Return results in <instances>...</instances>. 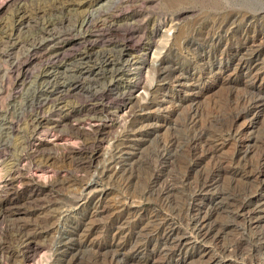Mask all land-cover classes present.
Masks as SVG:
<instances>
[{
    "label": "rangeland",
    "instance_id": "374dc122",
    "mask_svg": "<svg viewBox=\"0 0 264 264\" xmlns=\"http://www.w3.org/2000/svg\"><path fill=\"white\" fill-rule=\"evenodd\" d=\"M263 162L264 0H0V264H264Z\"/></svg>",
    "mask_w": 264,
    "mask_h": 264
},
{
    "label": "bare ground",
    "instance_id": "6f19581e",
    "mask_svg": "<svg viewBox=\"0 0 264 264\" xmlns=\"http://www.w3.org/2000/svg\"><path fill=\"white\" fill-rule=\"evenodd\" d=\"M53 8V7H52ZM92 13H89L87 16H81L82 18L77 20V17L73 19V21L77 22L78 25L81 27L83 25H85L86 23H88L89 21L92 20V16L91 15ZM106 16V15H105ZM71 19L68 18L67 21H70ZM105 21V20H104ZM73 25V24H72ZM74 26V25H73ZM38 35V34H37ZM51 35V34H50ZM53 35V34H52ZM43 36V35H41ZM54 36V35H53ZM42 38V37H41ZM40 38V39H41ZM45 38V37H43ZM42 38V39H43ZM46 39V38H45ZM44 39V40H45ZM34 40V39H33ZM40 42V41H39ZM42 42V41H41ZM40 42V43H41ZM36 43V42H34ZM36 45V44H35ZM113 58V57H112ZM80 61H76V62H71L70 64H66L65 67L63 68V70H60V71H51V72H46L43 76H41L39 78V85H42L43 87L41 89H37V94H36V99H37V103L41 105V103H43L44 101H48L49 99L47 97H44L42 100V97L41 95H46V96H52L53 94L55 93H58V92H61V91H65L67 90L68 88H71V86L75 87V85H78V83H80V81H84L85 79H90V76L91 74H93L94 72H96V69H100L101 68H105L104 69V72L105 73H109V77L110 79L112 80L113 78L115 79L116 76L119 75L120 73V67L118 65V62L113 60V59H110L109 57H103L102 59L98 58V57H95V56H91V55H81V57L79 58ZM94 61H93V60ZM165 69V68H164ZM106 70V71H105ZM104 73V74H105ZM73 77H69V76H72ZM106 78V77H105ZM113 79V80H114ZM62 80V81H61ZM91 80V79H90ZM135 84V83H134ZM37 88V87H36ZM54 97V96H53ZM33 98V97H32ZM35 98V97H34ZM48 99V100H47ZM62 101V100H61ZM46 103V102H45ZM57 107V106H56ZM149 110V109H147ZM101 111V110H100ZM104 111V110H103ZM128 113V112H127ZM131 113V112H130ZM108 115V114H107ZM106 115V116H107ZM113 115V114H112ZM131 115V114H130ZM93 117V116H91ZM131 117V116H129ZM128 117V118H129ZM122 118V117H120ZM93 120L96 119V118H92ZM112 119V118H111ZM79 120V119H78ZM86 120V119H85ZM120 120V119H119ZM142 120V119H141ZM113 121H115V119H113ZM118 121V120H117ZM123 121V120H121ZM125 121V120H124ZM123 121V122H124ZM130 121V120H129ZM137 121V119H136ZM140 121V120H138ZM116 122V121H115ZM127 122H128V119H127ZM118 123H120L118 121ZM123 124V123H122ZM130 124V137L132 138H135V137H138L140 136L142 133L144 132H149L151 133V127L149 126V124H142V123H139L138 125L135 124L134 125V122H129ZM128 124V125H129ZM126 126V125H125ZM79 131V130H78ZM164 147H167L165 144H163L162 148ZM125 149V148H124ZM123 150V149H122ZM262 161V160H261ZM264 163V162H263ZM118 164V163H117ZM115 170V169H114ZM116 173V172H115ZM262 173V172H261ZM260 174V173H259ZM207 177V176H206ZM208 178V177H207ZM206 178V179H207ZM170 180V179H169ZM165 181V180H164ZM205 181V180H203ZM211 181V180H210ZM206 185V184H205ZM166 186V185H165ZM173 186V185H172ZM203 186V185H202ZM199 187V186H198ZM168 188V187H167ZM126 191V190H125ZM164 192V191H163ZM195 192V191H194ZM128 194L126 197H123V201L121 203V206L124 208V209H128L130 206H132V204L134 202H136L135 199L138 200V198H141L140 195L138 194ZM159 199V198H158ZM101 201V200H99ZM138 202V201H137ZM164 202V201H163ZM97 204V203H96ZM163 205H165V203H163ZM167 205V204H166ZM120 206V207H121ZM115 207V206H114ZM119 207V208H120ZM187 211V210H186ZM192 211V210H191ZM191 211L188 209V212H189V215L191 214ZM194 213V212H192ZM204 217H198L195 219V216L193 217V214H191L190 216V219L192 221H194L195 223V226L196 228L200 229V231L204 228ZM157 219V218H156ZM167 220V217L165 218ZM159 220V219H157ZM187 220V219H186ZM196 220V221H195ZM190 221V220H189ZM257 221V220H256ZM159 222V221H158ZM169 222V221H168ZM160 223V222H159ZM167 222L163 223L162 226H165ZM158 225L156 224V227ZM160 227V225H159ZM156 229V228H154ZM158 230V229H156ZM206 230V229H205ZM152 231V230H151ZM209 232V230L203 232L202 230V235L206 236V234ZM152 233V232H151ZM150 233V234H151ZM155 233V232H153ZM158 239H160V249L162 248L161 246H164L163 249H161L162 251L163 250H168L170 251L171 253L172 252H178L179 254L181 252H183L185 250L186 247H188V239L184 236H180V235H177L176 231H175V228L168 224L166 225L165 227H162V228H159L158 232ZM198 235V234H197ZM152 236V235H151ZM205 238V237H204ZM138 241V240H137ZM140 243H142V241H138ZM137 242V244H138ZM146 242V241H145ZM151 242V241H150ZM190 242V241H189ZM149 243V242H147ZM146 243V244H147ZM145 244V245H146ZM230 244V243H229ZM137 248L138 245L134 244ZM143 245V246H145ZM155 245V244H154ZM134 246V247H135ZM249 246V245H248ZM139 247V246H138ZM232 247V246H231ZM223 248V247H222ZM233 248V247H232ZM231 248V250H233ZM221 249V248H220ZM228 249V248H227ZM237 249V248H235ZM218 251V250H217ZM235 251V250H234ZM227 252V251H226ZM229 252V250H228ZM233 252V251H232ZM231 252V253H232ZM167 253V252H166ZM177 253V254H178ZM235 253V252H233ZM168 254V253H167ZM223 254V253H222ZM167 257V256H166ZM164 258V257H163ZM170 258V257H169ZM180 258V257H179ZM192 259V258H191ZM188 262V261H187ZM185 264V263H184Z\"/></svg>",
    "mask_w": 264,
    "mask_h": 264
}]
</instances>
